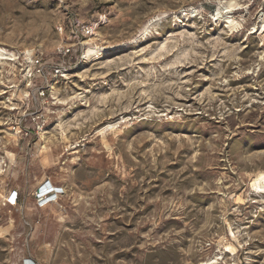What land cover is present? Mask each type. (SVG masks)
<instances>
[{
  "label": "rangeland",
  "instance_id": "374dc122",
  "mask_svg": "<svg viewBox=\"0 0 264 264\" xmlns=\"http://www.w3.org/2000/svg\"><path fill=\"white\" fill-rule=\"evenodd\" d=\"M263 22L264 0H0V264H264Z\"/></svg>",
  "mask_w": 264,
  "mask_h": 264
},
{
  "label": "built area",
  "instance_id": "2783aa9c",
  "mask_svg": "<svg viewBox=\"0 0 264 264\" xmlns=\"http://www.w3.org/2000/svg\"><path fill=\"white\" fill-rule=\"evenodd\" d=\"M97 22L94 23V26L93 27H84L82 28V36L83 37H87V36H90L92 35L93 33V30L94 28L97 27ZM72 49L71 47L67 46V45H64V46H61L59 48H57V52L59 54V56H61L62 58H67L69 57L71 54H72ZM26 61L31 65V67L34 69L35 73L37 74H41L42 73V64H41V60H40V56L37 54V53H30L27 55L26 57ZM51 68V71H52V76L55 77V78H58V77H61L65 68L62 66V65H52L50 66ZM30 77H31V74H30ZM39 92L40 94L42 95L44 93V90L43 89H39ZM36 119H39V118H36ZM35 120V118H34ZM53 194V190L51 188H48L46 190H37L36 192V199H37V202L40 204L42 202H46V200H48V198Z\"/></svg>",
  "mask_w": 264,
  "mask_h": 264
},
{
  "label": "bare ground",
  "instance_id": "6f19581e",
  "mask_svg": "<svg viewBox=\"0 0 264 264\" xmlns=\"http://www.w3.org/2000/svg\"><path fill=\"white\" fill-rule=\"evenodd\" d=\"M261 31H264V22H263V24H262ZM3 52H4V51H3ZM93 53H95L94 50H91V49L88 50V54H93ZM0 55H1V54H0ZM48 188H51V189L53 190V192H56V189H55L53 186H51L50 183H48V185H46V184L41 185L39 189L42 191V190H46V189H48ZM260 188L262 189L263 187L260 186ZM52 195H53V194H52ZM52 195H51V196H52ZM49 198H50V197H49ZM7 201H8L9 203H12V202L14 203V201H13V197L8 198ZM28 264H33V263L30 261V262H28Z\"/></svg>",
  "mask_w": 264,
  "mask_h": 264
}]
</instances>
